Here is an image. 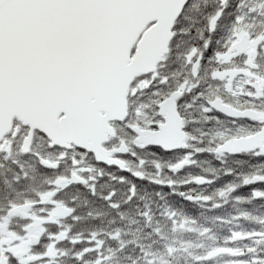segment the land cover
<instances>
[{
    "label": "snow or ice",
    "instance_id": "6c2138e0",
    "mask_svg": "<svg viewBox=\"0 0 264 264\" xmlns=\"http://www.w3.org/2000/svg\"><path fill=\"white\" fill-rule=\"evenodd\" d=\"M0 264H264V0H0Z\"/></svg>",
    "mask_w": 264,
    "mask_h": 264
},
{
    "label": "flooded vegetation",
    "instance_id": "af4514ba",
    "mask_svg": "<svg viewBox=\"0 0 264 264\" xmlns=\"http://www.w3.org/2000/svg\"><path fill=\"white\" fill-rule=\"evenodd\" d=\"M63 213V209L58 205L57 207L51 209L49 219H57L61 214ZM43 218L38 217L37 220H41ZM35 239V236L33 237V240Z\"/></svg>",
    "mask_w": 264,
    "mask_h": 264
},
{
    "label": "trees",
    "instance_id": "16d2710c",
    "mask_svg": "<svg viewBox=\"0 0 264 264\" xmlns=\"http://www.w3.org/2000/svg\"><path fill=\"white\" fill-rule=\"evenodd\" d=\"M153 200H155V198L153 197ZM153 210L155 211V205H153ZM78 227H80V226H78Z\"/></svg>",
    "mask_w": 264,
    "mask_h": 264
},
{
    "label": "bare ground",
    "instance_id": "6f19581e",
    "mask_svg": "<svg viewBox=\"0 0 264 264\" xmlns=\"http://www.w3.org/2000/svg\"><path fill=\"white\" fill-rule=\"evenodd\" d=\"M81 211H85V209H81Z\"/></svg>",
    "mask_w": 264,
    "mask_h": 264
}]
</instances>
